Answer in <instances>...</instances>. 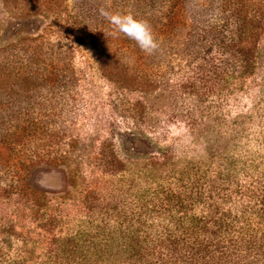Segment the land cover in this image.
<instances>
[{
	"label": "rangeland",
	"instance_id": "1",
	"mask_svg": "<svg viewBox=\"0 0 264 264\" xmlns=\"http://www.w3.org/2000/svg\"><path fill=\"white\" fill-rule=\"evenodd\" d=\"M132 1L0 0V50L16 53L0 88V131L30 157L23 189L7 188L17 174H0L1 264H48L52 237L96 233L104 204L134 208L154 180L242 142L243 131L264 132V24L240 76L233 53L216 47L217 30L230 38L234 25L215 0H184L166 28L149 18L158 5ZM263 1L243 15L263 21ZM167 152L173 159L162 161Z\"/></svg>",
	"mask_w": 264,
	"mask_h": 264
},
{
	"label": "trees",
	"instance_id": "2",
	"mask_svg": "<svg viewBox=\"0 0 264 264\" xmlns=\"http://www.w3.org/2000/svg\"><path fill=\"white\" fill-rule=\"evenodd\" d=\"M145 1L151 9L158 5L156 13L149 18L155 17L164 28L173 21L174 13L184 2ZM215 1L218 18L225 23L231 20L234 25L230 38L223 29L217 30L216 36H220L216 38V47L233 53L239 64L237 74L243 76L251 68L249 59L264 18L262 21L253 15H243L251 0H229L233 5L227 0ZM130 3L138 10L139 0ZM162 6L167 7L168 13L159 12ZM205 36L204 32L199 36L201 42H208ZM10 49L0 50L2 91L14 77L11 65H15L16 53ZM26 67L30 68L27 64L24 69ZM22 81L31 80L24 77ZM2 116L0 113V118ZM7 117L10 123L11 117ZM263 133L251 135L243 131L242 142L234 136L233 142L225 143L221 149L207 150L203 158L186 162L168 177V182L154 180L150 188L134 197L140 207L134 202V208L118 210L104 204L100 220L103 224L91 222L96 233L77 230L66 236L52 237V257L48 264H264ZM15 139L13 133L4 135L0 131V174H17L8 181L7 188L11 191L23 189L24 178L20 174L26 172L30 159L27 150L16 151ZM18 143L26 144L21 140ZM168 154L161 156L162 161L173 159ZM4 179L0 176V183ZM10 190L3 191L2 195ZM88 200L89 197L85 199ZM33 201L38 207L44 198L35 193ZM3 251L0 247V264L5 258Z\"/></svg>",
	"mask_w": 264,
	"mask_h": 264
},
{
	"label": "clouds",
	"instance_id": "3",
	"mask_svg": "<svg viewBox=\"0 0 264 264\" xmlns=\"http://www.w3.org/2000/svg\"><path fill=\"white\" fill-rule=\"evenodd\" d=\"M101 14L104 15L106 18L110 20V22L115 23L119 17L117 16H112L106 13L103 9H101Z\"/></svg>",
	"mask_w": 264,
	"mask_h": 264
}]
</instances>
